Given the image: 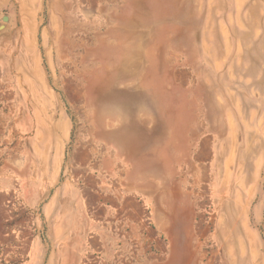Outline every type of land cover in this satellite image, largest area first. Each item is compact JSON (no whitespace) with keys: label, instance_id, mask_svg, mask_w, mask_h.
Returning <instances> with one entry per match:
<instances>
[{"label":"rangeland","instance_id":"374dc122","mask_svg":"<svg viewBox=\"0 0 264 264\" xmlns=\"http://www.w3.org/2000/svg\"><path fill=\"white\" fill-rule=\"evenodd\" d=\"M0 264H264V0H0Z\"/></svg>","mask_w":264,"mask_h":264},{"label":"crops","instance_id":"0c3cea01","mask_svg":"<svg viewBox=\"0 0 264 264\" xmlns=\"http://www.w3.org/2000/svg\"><path fill=\"white\" fill-rule=\"evenodd\" d=\"M99 261V260H98Z\"/></svg>","mask_w":264,"mask_h":264}]
</instances>
